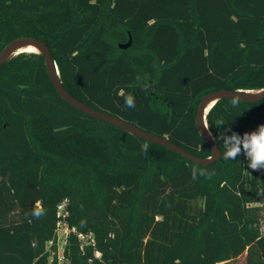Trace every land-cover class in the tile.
<instances>
[{
  "label": "trees",
  "instance_id": "16d2710c",
  "mask_svg": "<svg viewBox=\"0 0 264 264\" xmlns=\"http://www.w3.org/2000/svg\"><path fill=\"white\" fill-rule=\"evenodd\" d=\"M130 35L116 54L110 38ZM19 37L48 45L77 99L200 157L211 155L195 120L202 97L264 88V0H0V52ZM233 99L207 114L221 153L226 129L264 124V98ZM65 199L69 225L95 244L71 233L59 262L46 245ZM263 221L264 169L243 153L200 164L88 115L60 96L41 53L0 66V264H264Z\"/></svg>",
  "mask_w": 264,
  "mask_h": 264
},
{
  "label": "water",
  "instance_id": "95a60500",
  "mask_svg": "<svg viewBox=\"0 0 264 264\" xmlns=\"http://www.w3.org/2000/svg\"><path fill=\"white\" fill-rule=\"evenodd\" d=\"M25 45H36L39 48L40 51H38V53H41L45 59V65H46V69L49 74V77L52 80L57 92L66 102H68L69 104L77 108L78 110L88 115H91L103 121H106L111 124L117 125L121 128H124L127 131H129L131 134L136 135L138 137H141L146 140L166 146L172 149L173 151H176L177 153L187 157L188 159L195 161L197 163H200V164H210L215 161H218L221 158L220 156L221 150L216 144L215 138L212 135L208 127L207 114H208L209 109L207 110V107L209 103L213 99H216L215 101L216 103L218 100L226 98V97L238 98L243 101H257V100L264 98V88H260V89L221 88V89H216V90L206 93L202 97L198 105L195 120H196L199 133L204 137L209 147L211 148V155L209 157H200V156L190 153L189 151L185 150L184 148L177 145L176 143L170 141L166 137L148 132L136 125L129 123L128 121L123 120L122 118L113 116L111 114L105 113L100 110H97L85 104L84 102L77 99L76 97H74L62 84V81L60 79L59 70L53 59L50 48L42 40H39L34 37H19V38H16L10 41L0 52V66L6 61H8L9 58L12 57L13 55H16L19 52H22L18 50L22 46H25ZM131 45H132V37L130 35L128 41L126 43L121 44V47L126 49V48H129ZM254 90H258V91L255 92Z\"/></svg>",
  "mask_w": 264,
  "mask_h": 264
},
{
  "label": "clouds",
  "instance_id": "9594fccd",
  "mask_svg": "<svg viewBox=\"0 0 264 264\" xmlns=\"http://www.w3.org/2000/svg\"><path fill=\"white\" fill-rule=\"evenodd\" d=\"M137 81L141 79L140 76L136 77ZM149 85L147 83L143 86V91L147 92ZM119 95L124 98V106L128 109H134L136 107L135 98L132 94H125L123 90L119 92ZM233 107H236L239 103L238 98H234L231 101ZM231 132V134H227ZM220 140L223 142L224 152L220 153V156L224 160H235L241 153L246 157L247 168L254 171L264 169V124L257 127L256 130L251 132H246L240 135L233 132L231 129H226L220 135ZM149 150L148 143L141 145V151L147 153ZM247 171V169H245ZM197 175L205 176L207 175L211 179L209 173L204 171H198L197 169L192 170V178L196 179ZM45 214L44 210L39 206V204L33 209L32 215L39 219Z\"/></svg>",
  "mask_w": 264,
  "mask_h": 264
},
{
  "label": "built area",
  "instance_id": "2783aa9c",
  "mask_svg": "<svg viewBox=\"0 0 264 264\" xmlns=\"http://www.w3.org/2000/svg\"><path fill=\"white\" fill-rule=\"evenodd\" d=\"M69 212L67 209V199L62 201L57 206V222L54 232V236L47 242L46 251L49 253L50 260H54L56 257L59 262H64V250L68 243L71 233H77L81 241V249L86 244H95V239L92 233L78 232L75 227L69 225L68 217ZM101 253L96 251V256H100Z\"/></svg>",
  "mask_w": 264,
  "mask_h": 264
},
{
  "label": "rangeland",
  "instance_id": "374dc122",
  "mask_svg": "<svg viewBox=\"0 0 264 264\" xmlns=\"http://www.w3.org/2000/svg\"><path fill=\"white\" fill-rule=\"evenodd\" d=\"M108 37H110V34L108 33ZM111 39V41H113L114 43H115V48H116V54H119V53H121L123 50H125L124 48H122L121 47V44H123V43H126L127 41H124V42H116L115 40H113L112 38H110ZM126 49H128V48H126ZM96 132L99 134V135H101V136H103V137H107L108 136V132L106 131V130H104V129H102V128H97L96 129ZM115 158V157H114ZM263 230H264V221H263ZM239 264H243V258L239 261Z\"/></svg>",
  "mask_w": 264,
  "mask_h": 264
},
{
  "label": "bare ground",
  "instance_id": "6f19581e",
  "mask_svg": "<svg viewBox=\"0 0 264 264\" xmlns=\"http://www.w3.org/2000/svg\"><path fill=\"white\" fill-rule=\"evenodd\" d=\"M18 51L38 52L40 50L36 45H25V46H22ZM254 91L257 92L258 90H254ZM215 101H216V99H213L209 103L207 110L210 109L214 105Z\"/></svg>",
  "mask_w": 264,
  "mask_h": 264
}]
</instances>
